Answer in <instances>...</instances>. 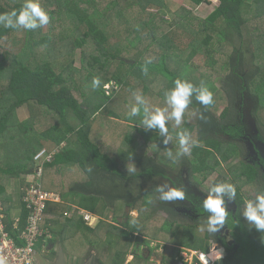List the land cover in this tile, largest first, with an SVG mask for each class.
Listing matches in <instances>:
<instances>
[{"label": "trees", "instance_id": "trees-1", "mask_svg": "<svg viewBox=\"0 0 264 264\" xmlns=\"http://www.w3.org/2000/svg\"><path fill=\"white\" fill-rule=\"evenodd\" d=\"M32 1L0 0V202L5 207L7 232L16 238L28 216L23 209L18 230L13 229L8 182L17 179L21 189L28 187L29 175L40 169L43 190L57 193L61 200L47 205L43 230L53 234L58 226L72 222L63 221L69 204L91 213H97L99 201L113 207L110 222L100 220L90 229L78 220L67 240L70 245L78 242L83 251L87 245L93 246L99 264H157L137 252L153 241L166 245L165 260H181V248L208 252V232L150 213L151 192L131 200L119 183L123 179L114 159L106 152L114 147L118 159L139 161L138 177L153 181L167 178L166 168L173 164L165 161V156L176 163L174 154H188L200 146L207 151L205 166L197 174L202 181L223 163L232 162L229 180L219 191L230 195L237 208L233 211L227 205L214 213L229 249L225 264L259 263L264 254V229L257 218L248 222L240 217L247 204L244 190L251 188L259 171L251 164L233 162L239 147L224 138L242 125L231 113L236 97L243 101L250 92L255 113L264 109V78L255 84L264 76L263 68L245 85L240 81L244 77L243 51L233 48L225 57L218 55L227 53L223 48L227 42L245 39L246 30L250 31L246 12L229 5L233 1L247 4L248 0H215L216 8L204 19L183 7L184 13L178 11L170 22L161 12L148 10L163 7L167 0H37L33 12L37 21L31 24L25 14ZM209 1L188 0L193 5ZM254 1V12L262 16L264 0ZM61 12L72 21L75 32L68 36L70 47L62 51L57 48L61 40L54 46L46 35L36 33L41 32L43 16ZM117 32L121 34L115 38ZM202 34H206L202 41L208 60L205 67L195 68L182 60L178 51L186 53L190 47L179 45ZM22 35L19 45L16 40ZM215 42L217 47H209ZM258 43L257 39L253 42L256 50ZM78 48L81 56L76 67L72 53ZM211 64L219 65L218 73L230 81L231 90L217 88L204 70ZM15 78L27 86H13ZM151 78L155 80L153 86L148 82ZM110 82L116 89L108 93L104 86ZM223 102L226 107L217 116ZM190 112L197 115L195 123L189 121ZM138 138L146 150L159 146L160 164L140 152L144 149L137 144ZM41 148L54 154L51 162L35 167L33 155ZM138 153L145 156L137 157ZM24 194L22 189L21 199ZM127 209L140 214L134 218ZM230 241L236 243L235 250ZM128 256H132L130 261Z\"/></svg>", "mask_w": 264, "mask_h": 264}, {"label": "rangeland", "instance_id": "rangeland-1", "mask_svg": "<svg viewBox=\"0 0 264 264\" xmlns=\"http://www.w3.org/2000/svg\"><path fill=\"white\" fill-rule=\"evenodd\" d=\"M240 4L241 3L239 2L233 1L229 5L234 6L236 9L241 8L246 12L245 14L250 20L248 24L250 31L246 30L245 39H236V42H227L228 46H223L227 53H219L218 55L219 57H225L232 51L233 48H240L243 51L241 70L244 77H242L240 81L246 85L247 81H254L251 80L253 78L252 74H255L260 68H263L264 70V14L262 16L256 15L257 13L254 12V0H248L247 4ZM37 5V0L27 4V12L25 17H27L26 19L31 24H35L37 21V17H35L33 14L34 10L37 8ZM122 6H124V4H122ZM216 6L217 2L215 0H210L209 2H204L199 5H193L189 3L188 0H167V4L163 7L152 6L148 10L156 13L161 12V14L165 16V19L170 22L174 16L176 17L178 11L184 13L181 10L183 7L191 9L193 16L199 19H204L208 17L212 11H214ZM49 17L50 16L48 15L42 17L40 20L41 32L36 33L46 35V38L49 39L50 43L54 46H56L61 40V44L58 45L57 48L59 50L67 49L66 46L70 47L72 44V40L68 39V36H70V33L75 35V32L72 31V21H69L63 12L51 15L50 19ZM27 20L26 26L29 27ZM251 23H253L252 27ZM186 28L190 31H194L190 29L188 25ZM255 28L258 29L256 30ZM91 29H93V27H91ZM120 34V32L115 33V38H118ZM205 35L206 34H202L198 37L188 39L186 43L179 45V48L190 47L186 53H183L180 50L178 51L182 60H187L189 64L195 68L205 67L207 64V46L202 41ZM23 37L24 35L16 40L19 45L22 43ZM256 39L259 41L258 50L255 49L253 44L254 40ZM212 46L217 47L218 43L215 42L214 44L209 45V47ZM151 49L157 51L155 48ZM159 53H161V51H159ZM72 56L74 61L73 64L78 67L81 56L80 49H75V51L72 53ZM211 66L208 65L204 70L208 75L211 76L217 88L224 91L229 87V90H231L232 88L230 81L226 80L223 75L218 73L219 65L211 64ZM263 70L261 73L262 75H264ZM248 75L250 77H248ZM263 78L264 76L257 78V82L255 84H259ZM154 81L155 80L151 78V80L148 82H151V86H153ZM12 85L27 86V84H24L22 80L18 78L14 79ZM104 88L108 93L116 89V87L113 86V82L106 84ZM231 106V113H233L232 115L235 117V121H238L242 124L239 131H236L231 136H226L224 138V140L231 141L239 147L240 152L236 158H234L233 162L251 164L259 171L256 180L250 184L252 185L251 188L244 190L243 196L247 204L243 206L242 210H240V217L246 221L257 218L263 222L264 109L258 113H255L254 99L253 96L250 95V92H246V95L243 97V101L236 97L235 101L231 102ZM225 107V102L220 104L216 115H220ZM189 114V121L195 123L197 120L196 113L190 112ZM167 136H171L170 133H168ZM137 144L144 149V151L140 150V152H146L148 157L154 158L155 163L160 164L158 160V158L161 156L159 146L151 145V148H147L146 150V145L141 138H138ZM106 152H108L109 156L114 159L117 170L123 179L119 183L120 185L122 184L124 189L127 191L131 200L138 198L143 193L151 192L154 195V197L151 199L152 202L150 203L151 214L159 217V219L174 221L181 226H186L188 228L193 227L195 229L200 228V230L203 232H208L211 235L209 253H211V257L215 260L221 257V252L215 251V246L224 248L227 252V255L229 254V249L225 244L226 239L224 235L218 231L217 225L220 224L219 219L214 213L217 209L225 208L227 205H229L233 211H235L237 208L234 199H232L230 195H226L219 191L222 184L226 180H229L228 168L231 166L232 162L223 163L222 167L204 182L202 181V177L198 176L197 174L205 166L207 151L200 146H196L194 149H191L188 154L186 152H182L181 155L174 154V156L177 157L176 163L173 162L174 158L172 160H168L167 156H165V161H171L170 165L173 164L172 166L166 168L167 178H155L153 181H147L144 177H138L141 173V166L140 163H138L139 161L124 162L121 159H118L114 147H110L109 150L107 148ZM143 156L145 155L138 153L137 157ZM170 157L171 156H169V158ZM37 164L35 163V167L39 166ZM33 176V174L29 175L28 178L31 179ZM200 181H202V183ZM112 208L113 207L111 204H107L104 201H99L96 208L97 213L93 214H95V216L101 217L102 220L110 222L113 217ZM200 210H206L208 213L204 212L201 214ZM126 212L134 218L138 217L140 214L137 210L127 209ZM118 220L121 222L122 219ZM108 242L113 243V241ZM39 243L40 241L36 244V246H39ZM165 246L166 245L163 243L159 244V242L153 241L150 242L149 245H143L139 247L137 252L142 254L144 258L150 257V262L157 264H179V261L176 259L171 261L170 259L165 260L163 258L166 251ZM235 246L236 243L231 242V247H233L234 250L236 249ZM69 248L70 255L76 257L75 259H71L69 261L70 264H99V255L93 246L87 245L84 247V250L87 248L89 250H95L96 255L92 258L87 257L89 253H86L87 251H84V253L83 246L82 248L81 246H78V242H73ZM181 249L183 250L186 248ZM184 252L185 251H183V253ZM183 253L182 257L184 256ZM131 259L132 256L127 257V261H130ZM256 264H264V254H262V260H259V263L257 262Z\"/></svg>", "mask_w": 264, "mask_h": 264}, {"label": "built area", "instance_id": "built-area-1", "mask_svg": "<svg viewBox=\"0 0 264 264\" xmlns=\"http://www.w3.org/2000/svg\"><path fill=\"white\" fill-rule=\"evenodd\" d=\"M54 152H49L42 148L34 155V161L37 165L43 162H51ZM34 176L28 180V187L23 191L25 194L22 198L25 210L28 213L26 226L23 231L17 234L16 238L7 232L5 227V210L0 203V264H38L36 258V244L39 239L48 236V233L41 229V222L47 204L58 201L56 194L44 191L41 185V170L36 169ZM78 214L88 225L96 222V219L84 212ZM19 219L13 218V229L18 230ZM216 247V246H215ZM183 251L187 256L182 257ZM215 251L223 252L217 260L211 258V253L202 251L183 249L179 264H218L219 260L226 257L222 249L215 248ZM212 252V251H211Z\"/></svg>", "mask_w": 264, "mask_h": 264}, {"label": "crops", "instance_id": "crops-1", "mask_svg": "<svg viewBox=\"0 0 264 264\" xmlns=\"http://www.w3.org/2000/svg\"><path fill=\"white\" fill-rule=\"evenodd\" d=\"M7 195L9 199L8 209L10 210L11 218H20V215L24 208H23V204L21 201V186L18 184L17 179H12L8 182ZM67 206H68L67 213L69 216L65 217V219L63 218V221L65 222L71 219L73 221L63 224L64 226L63 225L58 226L56 228V231H54V233L51 234L50 239H45L43 241H40L39 243L40 245L38 246L37 250L43 261V264H70L69 261L71 259L76 258L70 255V252H69L70 244L68 243L67 240H68L69 235H72V230L74 229L73 227H74L75 222L78 221L77 216L72 218L75 208H77V206H74L72 204H69ZM96 226L90 229H94ZM78 232L81 233L82 229H80ZM88 248L84 250V251H87L86 253H89L87 257L89 258L94 257L96 255L95 250H89ZM165 254H166V251H165Z\"/></svg>", "mask_w": 264, "mask_h": 264}, {"label": "clouds", "instance_id": "clouds-1", "mask_svg": "<svg viewBox=\"0 0 264 264\" xmlns=\"http://www.w3.org/2000/svg\"><path fill=\"white\" fill-rule=\"evenodd\" d=\"M42 149V148H41ZM46 149V148H45ZM40 150V149H39ZM37 152V151H36ZM36 153H34V155H35ZM34 155H33V157H34ZM33 160H34V158H33ZM34 175V174H33ZM28 180H29V178H28ZM27 183H28V181H26ZM25 187H23L22 189H24ZM21 189V190H22ZM50 193H53V192H50ZM53 194H56L57 196H58V201H56V202H51V203H60V197H59V195L57 194V193H53ZM21 201H22V199H21ZM1 203V202H0ZM2 205H3V203H1ZM22 204H23V202H22ZM49 204V203H48ZM47 204V205H48ZM3 207H4V205H3ZM23 207H24V204H23ZM47 208V207H46ZM24 209H25V207H24ZM4 210H5V207H4ZM46 211V210H45ZM79 211H84V212H86V213H88V214H90V215H92L95 219H96V222H97V224L99 223V221L100 220H102V218H100V217H98V216H95V214H93V213H91V212H89V211H87V210H84V209H81V208H79V207H77V208H75V211H74V214H73V216H72V218L73 217H75V216H77L78 217V220H81L82 222H83V224L86 226V227H88V228H92V227H94V225H95V223L94 224H92V225H88L87 223H85L84 222V220L82 219V216H80L79 214H78V212ZM45 213V212H44ZM44 216V215H43ZM69 215H68V213H67V210H66V212H64L63 213V217L65 218V217H68ZM17 219H19V218H17ZM42 223H43V219H42V222H41V224H40V226L42 225ZM96 226V225H95ZM42 229V228H41ZM43 230V229H42ZM44 231L45 232H47L48 233V236H44L43 238H41V239H39L38 240V242L39 241H43V240H45V239H50L51 238V233L49 232V231H47L46 229H44ZM37 242V243H38ZM37 248H38V246H36V248H35V252H36V260H37V262H38V264H43V261H42V259H41V257H40V255H39V252H38V250H37ZM209 252V251H208ZM208 252H206V253H208ZM227 258V257H226ZM226 260V259H225Z\"/></svg>", "mask_w": 264, "mask_h": 264}, {"label": "flooded vegetation", "instance_id": "flooded-vegetation-1", "mask_svg": "<svg viewBox=\"0 0 264 264\" xmlns=\"http://www.w3.org/2000/svg\"><path fill=\"white\" fill-rule=\"evenodd\" d=\"M258 222L261 224V227L264 229V221L262 222L261 220H258ZM228 235H230V234H228ZM231 242H234V241H230L229 242L230 246H231ZM216 248L222 249L227 254V252H226V250L224 248H220V246H216ZM183 255H184L183 258H185L187 256L186 252H184ZM226 257H228V255H226ZM176 260H177V258H176Z\"/></svg>", "mask_w": 264, "mask_h": 264}, {"label": "water", "instance_id": "water-1", "mask_svg": "<svg viewBox=\"0 0 264 264\" xmlns=\"http://www.w3.org/2000/svg\"><path fill=\"white\" fill-rule=\"evenodd\" d=\"M226 257H223L219 260L218 264H225Z\"/></svg>", "mask_w": 264, "mask_h": 264}, {"label": "bare ground", "instance_id": "bare-ground-1", "mask_svg": "<svg viewBox=\"0 0 264 264\" xmlns=\"http://www.w3.org/2000/svg\"><path fill=\"white\" fill-rule=\"evenodd\" d=\"M221 252H222V251H221ZM222 253H223V252H222ZM222 253H221V254H222ZM211 258H212V257H211ZM212 259H213V258H212ZM213 260H214V259H213Z\"/></svg>", "mask_w": 264, "mask_h": 264}]
</instances>
